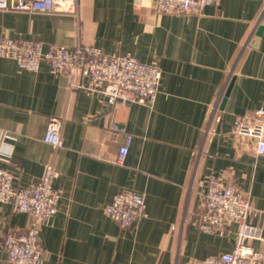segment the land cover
I'll list each match as a JSON object with an SVG mask.
<instances>
[{
    "label": "crops",
    "instance_id": "1",
    "mask_svg": "<svg viewBox=\"0 0 264 264\" xmlns=\"http://www.w3.org/2000/svg\"><path fill=\"white\" fill-rule=\"evenodd\" d=\"M152 7V0H76L51 12L0 10V37L44 49L90 45L161 71L152 105H109L46 64L27 72L0 58V168L15 188L41 179L47 165L58 174L57 213L39 232L43 264H198L230 252L236 224L222 234L197 228L198 181L209 175L248 193L257 211L250 222L264 236V155L230 135L236 116L264 109V0H217L187 16H156ZM52 119L62 123L56 150L42 139ZM126 135L128 152L115 164ZM118 193L143 196L146 216L126 228L112 221L105 207ZM30 222L2 205L3 235ZM249 245L264 252V241ZM0 264H8L1 241Z\"/></svg>",
    "mask_w": 264,
    "mask_h": 264
},
{
    "label": "built area",
    "instance_id": "2",
    "mask_svg": "<svg viewBox=\"0 0 264 264\" xmlns=\"http://www.w3.org/2000/svg\"><path fill=\"white\" fill-rule=\"evenodd\" d=\"M76 0H0V10H37L51 12L57 4L75 5ZM153 15H199L217 0H152ZM0 58L13 60L20 70L36 72L42 64L50 73L65 76L71 88L83 89L102 95L109 105L144 102L152 105L157 97L161 71L153 64H145L127 55H106L100 49L78 44L74 47L49 45L21 39L0 37ZM77 79L82 83L77 84ZM62 123L52 119L43 134V142L56 150L62 147ZM125 132L123 128L118 129ZM232 139L252 141L255 151L264 155V109L236 116L230 131ZM132 137L118 149L115 164L121 165L128 152ZM58 176L52 165H47L41 179L25 187L13 186L12 173L0 168V241L8 264H43V249L39 232L43 224L57 213L60 195L53 188ZM202 212L197 228L200 232L223 233L224 228L236 224L234 247L230 252L210 257L198 264H264V252L254 250L249 241H264L262 228L250 222L257 211L248 193L223 181L221 175H209L198 181ZM9 203L16 213L31 217L29 227L23 231L2 234L1 209ZM106 215L120 227L134 225L146 216L143 196L118 193L105 207Z\"/></svg>",
    "mask_w": 264,
    "mask_h": 264
},
{
    "label": "water",
    "instance_id": "3",
    "mask_svg": "<svg viewBox=\"0 0 264 264\" xmlns=\"http://www.w3.org/2000/svg\"><path fill=\"white\" fill-rule=\"evenodd\" d=\"M260 32H261V29L258 30L257 35H260ZM226 95H227V93H226Z\"/></svg>",
    "mask_w": 264,
    "mask_h": 264
}]
</instances>
